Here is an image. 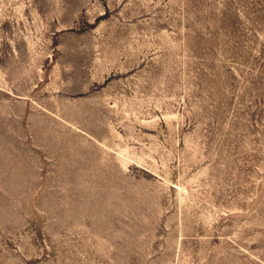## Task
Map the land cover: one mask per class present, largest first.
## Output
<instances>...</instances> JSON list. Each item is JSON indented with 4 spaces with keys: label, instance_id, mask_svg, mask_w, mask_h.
Returning a JSON list of instances; mask_svg holds the SVG:
<instances>
[{
    "label": "rangeland",
    "instance_id": "obj_1",
    "mask_svg": "<svg viewBox=\"0 0 264 264\" xmlns=\"http://www.w3.org/2000/svg\"><path fill=\"white\" fill-rule=\"evenodd\" d=\"M0 264H264V0H0Z\"/></svg>",
    "mask_w": 264,
    "mask_h": 264
}]
</instances>
